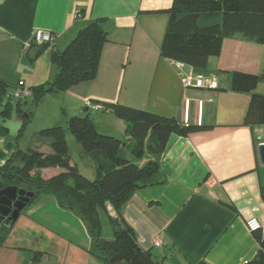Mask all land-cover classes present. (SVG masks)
I'll return each mask as SVG.
<instances>
[{
    "label": "crops",
    "instance_id": "crops-1",
    "mask_svg": "<svg viewBox=\"0 0 264 264\" xmlns=\"http://www.w3.org/2000/svg\"><path fill=\"white\" fill-rule=\"evenodd\" d=\"M173 1L0 0V77L20 79L18 90L52 80L57 73L54 50L63 51L80 29L104 19L110 41L104 46L97 78L71 89L80 102H92L97 111L103 110L97 100L121 103L208 127L171 136L160 161L166 182L135 193L124 206V218L140 246L163 264H244L263 249L259 232L249 231L246 221L257 218L264 231V164L258 152L264 124L246 123L251 94L232 88V73L261 74L264 44L225 39L221 54L211 57L206 69L195 70L216 77L219 87L185 88L176 62L160 55L169 16L151 12L169 8ZM222 21L220 4L199 18L202 26ZM38 30L55 34V46L31 62L37 49L26 54L25 47ZM254 92L264 95V83ZM119 119L111 118L110 126L104 127L94 122L99 131L119 138L127 126ZM17 136L8 132L0 137V150L10 155L7 144ZM125 137L128 140L127 132ZM69 153L70 164L82 173ZM93 167L95 179V162ZM38 170L44 178L65 171ZM108 210L116 216L110 204ZM102 235L112 239L113 228L103 223ZM93 246L78 215L63 209L55 197L41 195L23 210L0 245V264H102L92 254Z\"/></svg>",
    "mask_w": 264,
    "mask_h": 264
},
{
    "label": "trees",
    "instance_id": "trees-1",
    "mask_svg": "<svg viewBox=\"0 0 264 264\" xmlns=\"http://www.w3.org/2000/svg\"><path fill=\"white\" fill-rule=\"evenodd\" d=\"M217 4L221 6L223 21L202 26L199 22L201 13L212 10ZM151 12L169 16L160 48L161 57L185 63L198 71L206 69L211 57L221 54L223 41L227 38L264 44V0H174L171 7ZM104 21L90 22L79 30L63 51L54 50L55 77L28 90L35 103L46 94L67 92L78 84L97 78L104 46L110 41ZM54 46L55 43L31 45L26 54L31 48H36V55L31 58L34 62L45 48ZM259 83H264V71L258 75L240 71L232 73V88L251 94L246 117L248 125L264 124V95L254 92ZM9 89L10 83L0 77V107L4 98L11 95V100L18 102V112H25L22 101L16 100ZM95 103L124 120L128 136L125 142L100 133L89 115L70 117L68 126L71 133L97 165L98 176L95 179L84 176L70 164L63 126L41 130L43 136L53 140L54 154L45 156L33 149H16L24 125L14 143L7 144L8 151L12 153L9 155L0 150L1 181L5 186L15 185L35 192L34 199L41 195L53 196L63 209L78 215L93 239L91 252L102 264H163L140 246L135 230L124 218V206L139 190L166 182L160 161L172 135L187 136L208 127L187 125L175 117L121 103L98 100ZM12 111V105L8 104L6 110L0 112V119L10 117ZM7 135L8 131L0 127V137ZM126 150L132 158L124 155ZM49 167H60L65 171L51 178L34 172ZM109 204L116 212L115 217L108 210ZM103 216L112 225V239L102 235ZM9 231L0 226V245ZM256 232H259L263 249L256 259L244 264H264V231Z\"/></svg>",
    "mask_w": 264,
    "mask_h": 264
},
{
    "label": "rangeland",
    "instance_id": "rangeland-1",
    "mask_svg": "<svg viewBox=\"0 0 264 264\" xmlns=\"http://www.w3.org/2000/svg\"><path fill=\"white\" fill-rule=\"evenodd\" d=\"M19 81L20 79H10L8 81L10 83L9 91L17 98L16 100L22 101L23 108H25V113H28L29 117L24 126L23 134L18 139L17 148H20L24 151H27L28 149L38 150L41 152L43 151L46 154L54 153L52 144L53 140L50 137L43 136L41 134V130L53 126H63L66 128L65 130L67 132L70 151L69 154L72 161L79 167L84 175H87V177L90 179H94L95 176L91 173V170L94 168V162L68 128L69 119L70 117L76 115H89L94 121H97L101 127H104L110 126L111 118L116 119V115L114 113L106 114V111L104 110L97 111L92 102H90L88 105H83L80 102L77 93L71 90L63 93L46 94L35 103L31 92L25 96V89H17L18 86H21V82ZM17 91L20 92L21 96L17 97ZM99 132L106 134L104 131ZM125 134L126 132L124 130L122 131V134H120L119 138H116L127 142ZM13 140L15 141V139ZM124 155L126 157L132 158L129 150H126ZM34 172L38 173L40 171L36 170ZM45 175L48 176L47 173H45ZM102 220L104 227L108 225L112 228V225L110 224L109 220H107L106 216H103Z\"/></svg>",
    "mask_w": 264,
    "mask_h": 264
},
{
    "label": "water",
    "instance_id": "water-1",
    "mask_svg": "<svg viewBox=\"0 0 264 264\" xmlns=\"http://www.w3.org/2000/svg\"><path fill=\"white\" fill-rule=\"evenodd\" d=\"M8 104H11L13 111L10 117L0 119V127L7 130L11 136L19 135L23 124L28 120V113L19 115L18 102L11 100V95L4 98L0 107V112L6 110ZM259 159L264 164V143L258 147ZM35 192L20 188L18 186H5L0 178V222L7 229L11 230L20 217L23 210L34 200Z\"/></svg>",
    "mask_w": 264,
    "mask_h": 264
},
{
    "label": "built area",
    "instance_id": "built-area-1",
    "mask_svg": "<svg viewBox=\"0 0 264 264\" xmlns=\"http://www.w3.org/2000/svg\"><path fill=\"white\" fill-rule=\"evenodd\" d=\"M56 35L50 31L38 30L33 40L25 47V52L30 48L31 45H52L55 43ZM176 65L181 70L180 75L183 82V86L187 87H197V88H207V89H217L219 87L218 80L216 77L205 76L201 73H196L195 69L191 66L186 65L182 62H176ZM187 69L186 72L184 70ZM22 84V82H21ZM30 91L24 90V95L27 96ZM17 96H20V92L17 91ZM246 226L251 232H256L263 229L261 222L253 217L246 221ZM157 245H162V241H157Z\"/></svg>",
    "mask_w": 264,
    "mask_h": 264
},
{
    "label": "flooded vegetation",
    "instance_id": "flooded-vegetation-1",
    "mask_svg": "<svg viewBox=\"0 0 264 264\" xmlns=\"http://www.w3.org/2000/svg\"><path fill=\"white\" fill-rule=\"evenodd\" d=\"M18 113H19V115L24 114V112H18ZM0 226H3L2 222H0Z\"/></svg>",
    "mask_w": 264,
    "mask_h": 264
}]
</instances>
